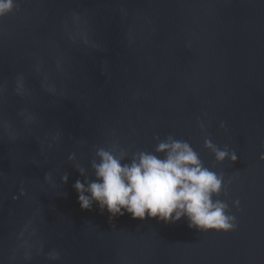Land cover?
<instances>
[{
    "label": "water",
    "instance_id": "water-1",
    "mask_svg": "<svg viewBox=\"0 0 264 264\" xmlns=\"http://www.w3.org/2000/svg\"><path fill=\"white\" fill-rule=\"evenodd\" d=\"M17 3L0 18V264H264V0ZM168 135L224 175L235 230L81 208L98 148L130 162Z\"/></svg>",
    "mask_w": 264,
    "mask_h": 264
},
{
    "label": "clouds",
    "instance_id": "clouds-1",
    "mask_svg": "<svg viewBox=\"0 0 264 264\" xmlns=\"http://www.w3.org/2000/svg\"><path fill=\"white\" fill-rule=\"evenodd\" d=\"M18 8L17 0H0V18ZM72 16L79 19L81 14L73 11ZM19 86L22 85L18 79ZM200 127L205 128L203 121H200ZM221 127L226 125L222 123ZM157 140L154 152L137 151L130 162H125V151L117 154L98 148V159L91 162L95 179L86 175L87 169L79 167L84 179H77L73 185L81 208L91 210L96 203L102 213L110 214V221L126 213L133 219L151 217L165 223H175L184 217L190 228L202 232L235 230L237 217L229 214V204L219 198L213 199L224 190V175L206 167L189 142L172 135L163 140L157 137ZM205 147L211 149L218 162L238 159L235 150L228 146L221 149L211 139L205 140ZM157 153L164 155L161 157ZM75 158L74 152L68 157L69 160ZM260 159L264 160V153L260 154ZM50 178L51 173H46L45 179ZM62 179L67 183L68 175L64 174ZM21 194H24L23 189ZM235 204L238 207L239 200ZM47 256L56 260L60 253L52 250ZM25 259L31 260V256L26 255Z\"/></svg>",
    "mask_w": 264,
    "mask_h": 264
}]
</instances>
